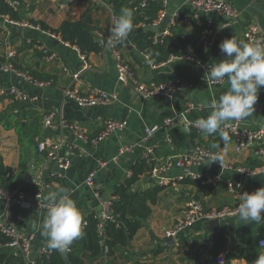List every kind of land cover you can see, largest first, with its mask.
<instances>
[{
    "label": "crops",
    "instance_id": "1",
    "mask_svg": "<svg viewBox=\"0 0 264 264\" xmlns=\"http://www.w3.org/2000/svg\"><path fill=\"white\" fill-rule=\"evenodd\" d=\"M4 1L20 13L21 20L14 22L0 16V69L9 62L27 79L0 70V189L9 180V186L15 185L14 189L21 187L27 204L10 206L0 199V220L31 237V251L23 263L32 264L44 250L60 249L62 222L75 220L83 224L93 213L100 216L104 206H110L113 201L114 189L131 176L132 168L145 159L149 149L152 155L147 162L151 163V171L138 176L132 191L162 188L154 204L147 201L150 215L142 221L127 246L120 247L109 257L106 250L97 258L80 253L81 264H204L215 235L224 237L226 250L237 247L242 236L264 239V205L219 218L215 232L207 224L212 220L209 219L178 234L174 244L166 245L168 238L165 237L166 231L175 228L182 218L183 208L192 199L199 201L204 211L210 213L240 205L228 193L227 181L240 183L244 191L259 193L264 190V158L255 154L259 145L237 154L233 137L220 134L216 129L235 120H239L241 129H264V83L229 79L211 87L203 81L205 73L201 72L199 84L195 86L166 97H142L131 86L119 84L116 61L111 51L101 45L115 29L110 0ZM14 1L17 6L9 4ZM127 1L132 4L135 0ZM214 1L230 4L236 11L235 16L227 18L201 12L191 5V0H167L165 15H178L179 19L173 25L169 22L165 31L168 33L173 26L177 33L189 34L195 26L206 27L209 23L214 33L211 40L224 43L230 37L242 39L248 27L256 26L264 39V0ZM139 7L143 9L145 4L139 3ZM86 12L90 13L93 25L98 29L92 35L103 49L100 53L88 54L84 61L76 47L29 22L41 21L57 28L63 21L80 20ZM125 15L129 17L133 13L126 12ZM157 19L152 25L141 24V27L153 31L154 35L163 34L165 31L158 32L162 21L155 25ZM16 26L22 27L21 36L17 35ZM105 31H108L106 36ZM117 49L138 81L145 85H152L160 72L170 73L178 66H191L176 59L153 68L133 45ZM9 53L12 57L8 59ZM68 86L81 94L98 89L114 95L115 100L108 106L79 107L63 98V89ZM12 87L27 93L31 101H14L7 94ZM47 113L54 115V124L45 130L42 117ZM61 121L80 127L85 139H79L69 128L62 127ZM106 121L125 122L126 125L121 131H114L97 141ZM194 124H200V127ZM150 127H157V130L145 139L144 130ZM173 129L182 133L194 129L198 135L197 147L215 155L216 161L209 159L192 167H171L152 177L153 170L160 171L168 160L174 162L184 153L171 143L169 133ZM42 140L60 142L58 155L69 161L66 170L59 169L57 163L47 161L37 152L36 145ZM114 157L116 160L112 161ZM105 161L108 164L100 167ZM218 162L227 169L220 168ZM236 168L256 172L248 176L239 174L240 180H236ZM93 172L92 184L88 186L85 180ZM192 175L199 179H193ZM218 175L221 181L203 184L206 177ZM197 182L207 186L209 192L206 194L204 188L195 185ZM36 194L43 202L58 203V209H39L35 204ZM246 227L249 229L238 236ZM0 251L7 256L16 255L7 247ZM263 252L264 249L258 246L260 259ZM62 253L66 255L65 251ZM224 259L223 252L216 261L221 263ZM231 264H247V261L236 259Z\"/></svg>",
    "mask_w": 264,
    "mask_h": 264
},
{
    "label": "trees",
    "instance_id": "2",
    "mask_svg": "<svg viewBox=\"0 0 264 264\" xmlns=\"http://www.w3.org/2000/svg\"><path fill=\"white\" fill-rule=\"evenodd\" d=\"M142 2L145 4V8L140 9L139 3ZM110 5L112 17L115 19L114 27L123 32V35L115 42L116 47L133 45L138 52L148 54L153 64L165 62L170 57L187 55L204 66L217 69L220 73H229L232 77L240 78L251 74L245 72V67L253 70L264 61L263 55L251 52L243 38L230 37L224 43H220L216 39L212 41L211 38L202 41V33L206 29L204 25L195 26L189 34H179L172 26L160 42L154 43V32L145 30L141 24L152 25L158 18L162 10L158 0H135L132 4L127 0H110ZM126 12H131L133 15L127 17ZM0 16H6L14 22L21 20L20 13L4 0H0ZM29 22L38 25L42 31L49 32L62 42L76 47L84 56L102 52V46L92 35L98 29L93 25V19L89 12L83 14L80 20L63 21L57 28H51L41 21L29 20ZM138 29L141 30L138 31ZM103 34L106 36L108 31ZM199 78L200 75L190 65H181L170 73H158L154 78L153 85L167 84L178 80L189 86H195L199 84ZM216 129L222 134L219 128L216 127ZM169 137L175 149H181L182 152H189L198 146L196 145L198 135L194 129H190L187 133L173 129L170 131ZM150 165L151 163L143 159L134 165L131 176L114 189V199L109 206L112 219L106 220L101 229L98 228L101 222L98 214L89 215L85 224H75L64 236L60 249L56 248L49 254L40 255L36 258V264H81L80 253L97 258L106 250L105 254L109 257L120 247L127 246L141 227L142 221L150 215L147 201L154 204L157 193L162 189L154 187L145 192L132 191V185L135 184L138 176L151 171ZM195 185L204 188L206 194L209 192L207 186L201 185L200 182ZM14 188L15 185L9 186V180L2 185L4 191H12ZM248 229L249 227L240 230L238 236ZM261 238L258 236L247 239L242 236L237 247L226 250L224 237L215 235L213 247L207 251L204 264H231L232 261L242 258L247 261V264H256L260 260L258 243ZM101 241L104 242L103 247ZM9 242V238L0 234V245ZM63 248L67 250L66 255L62 253L64 252ZM223 252L225 259L219 263L216 258ZM0 264H23V260L19 256H7L0 251Z\"/></svg>",
    "mask_w": 264,
    "mask_h": 264
},
{
    "label": "built area",
    "instance_id": "3",
    "mask_svg": "<svg viewBox=\"0 0 264 264\" xmlns=\"http://www.w3.org/2000/svg\"><path fill=\"white\" fill-rule=\"evenodd\" d=\"M158 1H160L163 11L160 13L157 21L155 22V25L160 24V22L163 20V17L165 16L164 10L167 4V0H158ZM190 3L195 9L201 12H204V13H216V14L225 16L227 18L234 17L236 14L235 9L230 4H227V3L217 2L214 0H191ZM9 4L11 6L18 5L15 1L10 2ZM178 19H179L178 15H174L173 17L171 16L170 23L173 25L175 21ZM166 34H167V31H165L163 34H155L153 36V42L154 43L160 42L163 36H165ZM122 35H123L122 30L119 28H115L113 31V34L110 35L108 39H106L105 41L106 48L109 51H111L112 56L116 61L117 79H118L119 84L131 86L142 97H152V96H165L166 97V96H169L171 93L181 91L183 88L189 87L188 84L182 83L178 80H176L175 82H169L167 84H161V85H153V84L145 85L141 83L140 81H138L134 72L131 70L128 64L122 60L121 54L116 47L115 42ZM213 36H214V33L212 29L210 28V24L207 23L206 29H204L202 33L201 40L205 41L208 38L212 39ZM243 39L249 45L252 53L260 54V55L263 54L264 39L260 37L256 26L248 27L246 31L243 33ZM10 57H12V53H9L7 56L8 59ZM144 58L148 60L151 67L153 68L164 66L176 59L184 60L190 64L199 65L202 69V72L205 73V77L203 78V81L211 87L221 85L229 79H231L232 81L239 80V79H247L255 83H264V61L260 63L253 70H251L248 67H245V72L251 73V74L238 78V77H232L229 73H220L215 68H209L207 66H204L198 61H196L195 59L187 55H183L181 57H170L167 59V61L160 63V64H153L149 60L150 58L148 54H144ZM81 59L84 61L86 59V56L81 55ZM0 70L3 72L11 73L13 76L17 78L27 79L24 74L16 71L9 62L4 64ZM36 85L43 86L44 84L36 83ZM62 93H63L64 99H70L77 106L84 107V108H87V107L91 108L95 106H108L112 103L113 100H115L114 95H110L98 89H91L87 94H81L78 90L68 86L65 89H63ZM7 94L14 101H17V102H30L31 101V98L28 96L27 93L15 87L10 88ZM53 124H54V115L51 113L44 114L42 117L43 129L47 130L48 128H51ZM166 124L168 123L166 122ZM60 125L64 128H69L79 139L81 140L85 139L80 127L73 125V124H69L65 121H61ZM104 125H105V129L97 137L96 139L97 141L101 140L103 137L107 136L108 134L114 131H121L125 127L126 123L106 121ZM193 126L200 127V124H194ZM219 129L221 130L223 135L233 137L234 143H235L234 151L237 154H240L246 150H250L254 148L255 146L259 145V148L255 152V154L257 156H260L261 159L264 158V144H263L264 129L262 128L261 129H250V130L241 129L239 126V120H235L234 122L230 124H223L219 126ZM156 130H157V127L146 128L144 130L145 139H148ZM60 147H61L60 142L42 140L37 143L36 150L39 154L43 155L47 161H53L57 163L59 169L66 170L68 168L69 161L67 159H62L59 157L58 152H59ZM151 155H152V150L149 149L146 152L145 159L149 161ZM209 159L216 161L215 155L203 149L202 147H196L195 149L189 152H184L178 155L174 162H172V160H168L164 164V167L161 168L160 171L153 170L151 176L156 177L157 175L161 173V171L170 169L171 167L183 168L186 166L192 167V166L200 165ZM115 160H116V157L112 159V161H115ZM107 164H108V161H105L100 164V167H104ZM218 165L222 169H227V166H225L221 162H218ZM234 171L240 175H247V176L253 175L256 172V170L254 169H243V168H236L234 169ZM93 177H94V172L88 175V177L85 180V184L88 186L91 185ZM191 177L193 179H199V177L195 175H192ZM221 180L222 179L220 175L213 177V178L206 177L205 179H203V184H206V185L215 184ZM225 183H226V189L228 193L231 194L235 199H237V201L241 203L240 205L236 207H226L220 211H215V212L210 213V212L204 211L203 206L201 205L199 201L192 199L188 201L185 207L183 208L182 218L178 221L175 228H173L170 231H166L165 237L175 238L178 234L188 232L189 229H191V227L194 224H196L197 222L203 221V220L219 219L222 217L233 215L241 211L242 209L247 208V209L254 210L264 205V190L259 193H256L255 191H244L240 183H235L232 181H227ZM159 184L163 186V181H160ZM36 198L38 200L35 202V204L39 209L43 211H54L58 209V203L43 202L39 199L40 196L38 194H36ZM0 199L5 201L10 206L11 205L22 206L24 204H27L26 195L23 193L21 187H18L12 191H4L0 189ZM99 217H100L101 222L98 228L101 229L103 223L106 220L112 219L110 215V211H109V205L104 206V209L101 212V215ZM75 224H77L75 220L64 221L61 223L59 227V235L61 237V240H63L64 236L70 232L71 228ZM0 234L10 239L9 243L5 245H0V248L7 247V248L13 249L16 254L15 256L21 257L24 262L25 258L30 254V251H31V244H30L31 237H28L22 234L20 231H18L14 227L6 225L1 220H0ZM258 246L264 249V239L259 241ZM63 251L67 252L65 248H63ZM49 253L50 251L44 250L40 255L49 254ZM32 264H36V259L32 262ZM256 264H264V252L262 254L261 259L257 261Z\"/></svg>",
    "mask_w": 264,
    "mask_h": 264
},
{
    "label": "water",
    "instance_id": "4",
    "mask_svg": "<svg viewBox=\"0 0 264 264\" xmlns=\"http://www.w3.org/2000/svg\"><path fill=\"white\" fill-rule=\"evenodd\" d=\"M171 21V15H165L163 17V20L161 22V25L158 29V32L159 33H163L165 31V29L167 28L169 22ZM15 31L17 32V35L21 36L22 34V27H18L16 26L15 28ZM141 29H138V31H140ZM101 45L104 46L105 45V42L104 41H101ZM191 68L196 71L198 74H201L202 72V69L199 65H195V64H191ZM58 166V165H57ZM235 179L236 180H240V175L239 174H236L235 175ZM113 202V201H112ZM111 202V203H112ZM262 209L264 210V208L262 207ZM116 220V218H115ZM207 224L210 226V229L215 232V231H218V226H219V219H212V220H209L207 221ZM174 238L172 237H169L166 241V245H169V244H174ZM101 246L103 247L104 246V242H101ZM49 257V256H48Z\"/></svg>",
    "mask_w": 264,
    "mask_h": 264
}]
</instances>
